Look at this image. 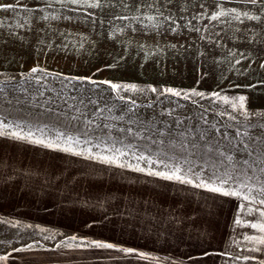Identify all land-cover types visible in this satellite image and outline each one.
I'll list each match as a JSON object with an SVG mask.
<instances>
[{
    "label": "crops",
    "instance_id": "crops-1",
    "mask_svg": "<svg viewBox=\"0 0 264 264\" xmlns=\"http://www.w3.org/2000/svg\"><path fill=\"white\" fill-rule=\"evenodd\" d=\"M92 2L0 0V74L264 91V0ZM150 170L0 131V264L65 258L70 235L133 249L126 264H264V205Z\"/></svg>",
    "mask_w": 264,
    "mask_h": 264
},
{
    "label": "rangeland",
    "instance_id": "rangeland-1",
    "mask_svg": "<svg viewBox=\"0 0 264 264\" xmlns=\"http://www.w3.org/2000/svg\"><path fill=\"white\" fill-rule=\"evenodd\" d=\"M239 71L230 74L237 84L248 78ZM110 85L44 72L0 74V131L155 173H176L193 183L220 186L226 180L225 190L255 202L264 199V91ZM93 242L70 235L64 242L69 255L34 263L126 264L133 253L76 250Z\"/></svg>",
    "mask_w": 264,
    "mask_h": 264
},
{
    "label": "snow or ice",
    "instance_id": "snow-or-ice-1",
    "mask_svg": "<svg viewBox=\"0 0 264 264\" xmlns=\"http://www.w3.org/2000/svg\"><path fill=\"white\" fill-rule=\"evenodd\" d=\"M70 2H72V3H78V0H70ZM251 2L255 3L256 0H251ZM17 3H19V0H17ZM87 6L88 7H99V0H94V2L88 3ZM14 7H15V5H3V4H0V9H3L5 11L10 10V9H14ZM225 14L226 13H224L223 11H221L219 13L214 14L211 17V19L215 20L219 16H223ZM244 15L247 16V13H245ZM238 17H239V14H237V18ZM252 18H254V17H249V19H252ZM149 19H151V18H149ZM36 71H37L36 68H33L32 69V72H36ZM101 83H107V82H101ZM110 86L113 89H117L118 87H120L119 85H116V84H111ZM130 87L134 88L135 86L133 85V86H130ZM152 91H156V89H152ZM167 91L168 92H172L171 89H168ZM173 94L174 95H180V93H178V92L173 93ZM200 95H202V94H200ZM239 99H240V101H243L244 100V97H240ZM241 107H243V105H241ZM12 135L13 136H16L17 138H21V139L24 138V137L18 136V134H16V133H13ZM35 142L36 143H43V141H35ZM48 146L51 147V145H48ZM65 150L67 151L68 149H65ZM102 159H105L106 161L108 160V158H102ZM141 159H143V157H141ZM136 170L137 171H143V169H139V168H137ZM177 171H179V170H177ZM149 174H151V175H159V176H161V177H163L164 179H167V180H173V179H175L177 181H180L181 183H190V184L193 183L191 180H184V179H182V177L179 176V175H177L176 173H173L171 175H168V174H165L164 172H159V173L150 172ZM225 183H227L226 180L225 181H221V185L220 186H214L212 184H207V183L201 182L199 184H195L194 186L195 187H198V188H204V189H206V190H208L210 192L219 193V194H222L224 196H233V197H238V198L241 197V193L239 191H229V190H225L223 188V184H225ZM242 198L244 200H249V197L248 196H243ZM259 203L262 204V205H264V199L260 200ZM240 207H241V209H243L245 207V205H241ZM261 215L264 216V212H262ZM236 223L239 224L240 221L237 220ZM252 227L253 228L258 227V225L253 224ZM259 227H260V230L261 231H264V225H260ZM73 239H75V238H73ZM261 243H264V241H261ZM94 244H95L96 247H99V248H114V247H116L115 245H113L111 243L94 242ZM120 250L121 251H124L126 253H131V252L134 251L133 249H120ZM139 255L142 258H147L146 257V254H144V253H139Z\"/></svg>",
    "mask_w": 264,
    "mask_h": 264
}]
</instances>
